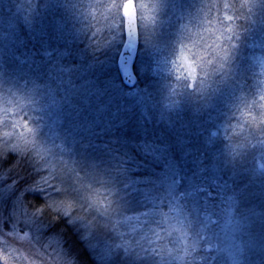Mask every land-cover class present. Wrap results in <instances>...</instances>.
Masks as SVG:
<instances>
[{
    "label": "rangeland",
    "instance_id": "1",
    "mask_svg": "<svg viewBox=\"0 0 264 264\" xmlns=\"http://www.w3.org/2000/svg\"><path fill=\"white\" fill-rule=\"evenodd\" d=\"M18 1L0 0L1 143L13 153L28 151L42 163L45 176L38 190L44 192L43 198L50 209L67 220L65 225L71 228L93 260L97 264H264V207L249 206L248 202L257 192L253 183L258 186L264 184V144L258 147L250 143V148L256 146L258 153L255 159L250 160L254 162L248 165L250 177L245 176L243 183H237V177L236 183L230 179L224 182V178L222 181L216 179V151L223 153L221 149L216 150V102L212 101L216 100V74L203 99L193 102L197 105L204 100V107L196 108L200 113L199 121L185 124L192 130L197 125L203 132H208V147H191L192 141L181 138L179 132L183 123L176 126L164 116L159 117L158 122L150 120L152 128L144 133L158 134L159 154L156 148H152L147 150V157L137 159L129 150L127 152L116 146V153H113L108 149L111 155L124 154L117 157V165L143 164L145 179L135 178L130 172L122 173L128 175L123 178L124 199L115 200L119 207L113 208L114 201H111L119 192L104 187L106 185L102 189L100 184L103 181L96 182V190L100 189L94 191V196H100L99 203L92 204L93 198L90 197L86 199V204L80 205L78 201L81 200L75 194L85 192L83 185L77 182L79 178L75 179L72 172L70 175L60 169L57 158V153L63 152L61 140L64 139L69 141L66 159L74 163L75 156L71 155L76 152L74 131L67 137L57 133V124H61L63 114L53 78L60 71L40 65L36 53L27 48L25 38L28 32H37L38 5L43 4V9L48 11L62 7L70 9L75 1L20 0L21 4L14 12L10 2ZM117 2L118 14L122 16L118 21H111L110 30L111 41L123 44L121 57L127 44L123 15L125 0ZM135 3L138 48L134 70L137 66V75L141 78L155 76V80L159 79L157 85L161 83L165 86L168 96L166 99L161 97V102L167 115L170 111L183 112L185 103L189 104L193 99L189 97L186 102L184 94L181 91L176 94L175 91L186 85L187 92L193 96L196 94L198 98L201 96L197 94V85L205 82L198 80V65L186 49H178L181 53L177 59L163 54L164 48L169 45L166 41L171 43L178 31L191 47L196 48L200 59L204 50L214 54L213 66L216 67V0H135ZM154 8L161 11L160 14H169L152 16ZM107 10L113 12V5L110 4ZM212 16L215 18L212 19ZM42 48L41 53L47 55L44 50L49 47ZM259 50L255 70L259 88L254 100L264 105V52ZM182 55L188 56L195 69L194 74L188 71ZM117 67L119 70V62ZM67 83L70 84L69 81ZM142 84L143 81L139 87L127 92L131 109L135 105L144 111L152 104V95H157L142 88ZM114 91L117 95L121 92L118 87ZM113 96L115 98V94ZM82 101L85 116L92 111L96 122L100 123V112L105 110L102 103L90 104L85 98ZM107 103L103 105L108 107ZM142 113L148 117V112ZM217 126L227 131L222 123ZM236 130L242 131L241 128ZM225 146L227 144L221 146L222 149ZM92 153L94 159L101 157L99 152ZM112 161L108 158L106 162ZM197 164L202 166L190 167ZM104 168L106 174L111 175L110 170L106 166ZM140 169L135 168L132 172ZM104 177L102 180L109 183L111 177ZM245 178L251 182L250 187ZM72 182L73 194L70 191ZM234 186L235 198L230 199L231 195L224 198V194H234ZM243 186L242 202L237 187ZM216 187H224L220 195L216 194ZM25 192L9 176L0 173V264H79L69 236L43 216L42 208L27 207Z\"/></svg>",
    "mask_w": 264,
    "mask_h": 264
},
{
    "label": "trees",
    "instance_id": "2",
    "mask_svg": "<svg viewBox=\"0 0 264 264\" xmlns=\"http://www.w3.org/2000/svg\"><path fill=\"white\" fill-rule=\"evenodd\" d=\"M74 1L75 3H72L70 9L62 7L63 9L55 8L48 11L43 9V4L38 5L36 15L43 17L39 19V16H35L37 32H28L25 38L27 48H32L36 53L38 56L36 59L40 65L47 69L60 71L53 78V86L56 88L59 98L60 107L59 105L58 107L61 108L63 114L61 115V124L60 122L57 124V133L67 137L74 131L73 139L76 143V152L71 156H75L76 163L66 159L69 148L68 139L61 140L64 149L62 153H57V158L58 162L62 163V165L59 163L60 169L68 171L69 174L72 172L73 175H70L74 178L78 177L77 182L83 185L82 189L85 192L75 194V197L81 200L78 201L79 204H86V199H91L90 197L93 198L92 204H98L100 196H94V191L98 192L100 187L106 185L104 187H108L110 190L117 189L119 192L115 193L111 200L114 201V203L112 202L113 208L119 207L120 204L115 200L124 199L123 178L125 179V176L128 175H122V173L130 172L135 178L145 179L146 173L144 170L142 171L143 164L117 165V163L115 164L117 157L120 158L124 154L111 155L108 149L113 150V153H116V146L127 152L129 150L130 154L137 159L147 157L148 149L156 148L158 152L157 147L160 144L158 134L144 133L145 130L152 128L150 120L158 122L156 120L164 116L168 122L175 123L176 126L183 123L179 132L181 138L192 141L191 147L198 145L199 147H208V132H203V129H199L197 125L192 130L188 124H185L199 121L200 113L196 108L199 106L203 108L204 100L198 102L197 105L193 102L203 99L214 74H216V100L212 101L216 102V131L218 134L216 150L218 148L223 151L222 154L220 151H216V179L222 181L224 178L223 182L229 179L235 182L237 177V183H243V178L250 175L248 166L251 163L250 160L257 157L258 153L256 146L250 148V143L258 147L264 144V138L260 139L264 134V105H260L254 100L259 88L255 74L257 57L260 54L259 49L264 52V0H216V38H214L216 39V67L213 66L214 54L210 55L209 51L204 50L200 59L196 48L191 47L188 41L178 34V31L171 43L166 41L169 45H167V49L164 48L163 54L168 58L177 59L181 53L178 49H186L187 54L198 65V80L205 82H199L197 85V94L201 96L198 98H196V94L193 96L187 92L189 89L186 85L180 86V89L175 91L176 94L181 91L186 102L189 97L193 101L189 104L185 103L186 108L183 112L180 110H178L179 112L170 111L168 115L161 102V97L166 99L168 96L167 91L163 84L158 83L160 86L157 85L159 79L155 80V76L151 78L146 75L145 78H141L137 75L136 66L134 71L138 79L137 84L129 87L122 82L117 63L123 44L119 42L115 44L111 41L112 32L110 30L111 21H118L119 16H122L118 14L117 0H91V6L89 0ZM19 4H21L20 0L17 3L10 2L14 12ZM110 4L113 5V12L107 10ZM9 10L11 11V8ZM152 11V16H168L169 14L168 12L160 14L161 11H157L156 8ZM114 15L116 16L111 19L106 18ZM213 17L215 18L212 16V19ZM120 20L122 21V18ZM179 25L180 23L178 27ZM123 38L124 42V30ZM43 46L49 47L44 50L47 51V55L41 53ZM141 81H143L142 88L158 95H154V97L151 94L152 104L144 109L148 112V117L143 116L142 112L144 111H141L138 106L133 105V109H131L128 105L127 92L139 87ZM117 87L121 90V92H117L119 95L114 91V88ZM84 98L90 104L102 103L105 110L100 112V123L96 122L97 119L92 111L85 116L86 110L84 107L81 108ZM106 102H108V107L103 105ZM69 118H73V120H68ZM219 123L225 125L228 132L219 128L217 126ZM239 128L242 131L236 130ZM142 143L147 144L142 145ZM226 144L227 146L222 149L221 146ZM92 152H99L101 157L99 159L92 158L94 154ZM190 155L193 156V153ZM108 158H112V163L106 162ZM104 166L110 170L111 175L106 174ZM197 166L200 167L202 164L190 165L191 168ZM42 168V163L32 157L30 152L13 153L1 143L0 139V173L9 176L19 189L26 190L24 202L27 207L42 208L43 216L64 230V233L69 236L79 264H97L85 250L83 244L79 242L78 237L73 234L71 228L65 225L67 220L50 209L47 200L43 198L44 192L38 190L42 178L45 176ZM135 168L141 169L132 172L135 171ZM103 175L106 178L111 177L109 183L102 180L105 179ZM245 180L250 187L251 182L247 178ZM97 181H103L98 190H96ZM72 184L73 186L69 185L70 191L74 189V183L72 182ZM260 185L253 183L257 192L248 200L249 206L264 207V184ZM234 187V194H224V198L229 195H231L230 199L235 198L236 186ZM244 187H237L242 202L244 201L242 191ZM223 189L224 187H216V194L220 195L219 192ZM89 192L91 193L88 194ZM71 193L73 194V190Z\"/></svg>",
    "mask_w": 264,
    "mask_h": 264
},
{
    "label": "water",
    "instance_id": "3",
    "mask_svg": "<svg viewBox=\"0 0 264 264\" xmlns=\"http://www.w3.org/2000/svg\"><path fill=\"white\" fill-rule=\"evenodd\" d=\"M134 5V14L131 18L126 16L123 11V15L126 19V32H127V44L123 50L122 56L119 61L120 73L123 81L129 85L134 86L137 84V77L133 73L132 66L137 51V31L135 19L137 15V9L135 1L131 0Z\"/></svg>",
    "mask_w": 264,
    "mask_h": 264
},
{
    "label": "snow or ice",
    "instance_id": "4",
    "mask_svg": "<svg viewBox=\"0 0 264 264\" xmlns=\"http://www.w3.org/2000/svg\"><path fill=\"white\" fill-rule=\"evenodd\" d=\"M123 11L126 16L131 18L134 14V5L131 2V0H125V3L123 5ZM182 60L184 61L185 66L188 68V71L190 73L194 74L195 69L193 68L191 62L189 61V58L187 55H182Z\"/></svg>",
    "mask_w": 264,
    "mask_h": 264
}]
</instances>
